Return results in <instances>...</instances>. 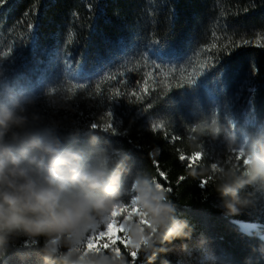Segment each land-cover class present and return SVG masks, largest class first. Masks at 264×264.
<instances>
[{
    "label": "trees",
    "instance_id": "16d2710c",
    "mask_svg": "<svg viewBox=\"0 0 264 264\" xmlns=\"http://www.w3.org/2000/svg\"><path fill=\"white\" fill-rule=\"evenodd\" d=\"M150 41L158 49L152 55L175 63L176 70L163 83L149 81L147 95L137 88V99L130 92L151 68L133 54ZM211 43L217 47L199 51ZM208 57H218L219 63L206 69L200 77L205 83L201 86L198 81V94L193 96L195 89L187 87V80L194 68L199 71V64L214 63ZM64 59L73 64L61 73L56 64ZM101 61L111 63L102 68ZM129 67L138 70L127 72ZM221 67L227 70L217 82L215 74ZM113 69L125 70L127 83L100 81L97 91L96 74ZM16 76L22 79L13 85ZM90 76L93 81L87 87L73 83ZM181 80L185 87H176ZM0 81L38 97L32 110L44 117L45 125L61 133L92 132L107 148L123 150L128 158L124 177L128 191L138 174L172 188L166 194L193 227L192 239L166 243L154 257L141 251L136 264H264L260 239L264 189H246L252 193L248 197L252 204L239 215H226L211 169L212 163L231 167V136L240 143L243 134L253 135L264 127V0H0ZM249 83L254 92L247 90ZM54 85L55 91H50ZM117 85L122 93L118 102L112 98ZM3 92L0 88V99ZM108 111L114 113V127L127 135L90 130L93 122L101 126L109 122ZM156 121L166 127L152 131L151 123ZM213 121L221 129L217 135L210 131ZM173 135L180 139L171 141ZM85 142L82 135L81 144ZM157 149L158 154L150 156ZM201 150L205 156L192 169L186 167L188 161L179 160L181 153ZM154 159L167 180L159 176ZM180 176L185 179L178 181ZM209 177L208 185L201 188L200 182ZM235 222L262 227L247 235ZM28 241L32 240H16L0 254V264H42L45 239L32 246ZM117 246L128 262L127 250L119 242Z\"/></svg>",
    "mask_w": 264,
    "mask_h": 264
},
{
    "label": "clouds",
    "instance_id": "9594fccd",
    "mask_svg": "<svg viewBox=\"0 0 264 264\" xmlns=\"http://www.w3.org/2000/svg\"><path fill=\"white\" fill-rule=\"evenodd\" d=\"M34 106L33 99L9 85L0 99V254L21 237L34 242L43 237L42 264H128L124 256L114 258L106 252H90L81 259L87 238L129 195L124 185L126 153L102 146L92 132L61 133L45 125L44 117L30 111ZM220 131L214 129L213 134ZM228 147L241 150L235 136L229 138ZM243 151V169L213 173L226 215H239L252 204L248 198L252 193L246 189H264V139L253 136ZM132 188L137 206L151 223L142 231L138 222H129L134 241L147 239L141 249L145 256L154 257L166 243L192 239L190 222L181 218L177 205L154 180L138 174Z\"/></svg>",
    "mask_w": 264,
    "mask_h": 264
},
{
    "label": "snow or ice",
    "instance_id": "6c2138e0",
    "mask_svg": "<svg viewBox=\"0 0 264 264\" xmlns=\"http://www.w3.org/2000/svg\"><path fill=\"white\" fill-rule=\"evenodd\" d=\"M91 7V6H89ZM27 15V13L25 14ZM31 25H29V30H31ZM213 37H216V33H213ZM243 44H248V40H243ZM151 45V46H149ZM149 45H146L143 50H141L138 54L134 53L133 55L135 56V59L137 61H143V64L145 66H149L151 68L150 71H145L144 72V77L145 79L143 82H141L139 79L135 81V88L130 92V96L136 97L137 99H140V95L138 91L136 90L137 88H140L142 92L147 95L149 93V81H159L160 83H163L164 81L168 80L169 76L171 75L172 72H175L176 70V64L175 63H166L163 61L157 60V58L152 55L153 50L155 49V44L152 43L151 41L149 42ZM236 46H240V43H237ZM217 45L215 43H211L209 45H204L200 48L199 51H211V49L216 48ZM227 47V45L225 46ZM230 54V53H229ZM196 55H199V52L196 53ZM207 59L214 60V63L208 64V63H202L198 65L199 71L197 72L195 68L193 69V74L191 77L187 80V87L189 89H195V91L192 92V95L195 96L198 94V88L197 84L199 81V84L201 86L204 85V81L200 80L201 76H204L206 69L215 67L217 63H219L218 57H208ZM110 61H101V67H106L108 64H110ZM73 62L70 59H64L63 62H57L56 68L57 71L63 72L65 68H71ZM169 68L171 69V72L165 74L164 69ZM138 69H133L129 67L126 71L127 72H133ZM226 67H221L218 69L217 73L215 74V78L217 79V82H219V78L223 77L224 74L226 73ZM126 71L125 70H118V69H113L110 71H103L100 73L96 74L95 77V87L97 91H99L100 88V81L104 80H119L120 83H127V77H126ZM163 77V79H161ZM22 79L20 76H16L13 80V85L16 84L18 80ZM93 81V78L87 77L83 78L80 80H74L73 83L75 84L76 87L78 88H84L89 85L90 82ZM8 81H0V88H3V91L5 87L8 85ZM56 85L53 86L50 91H55ZM168 90H171V84L167 85ZM176 87L178 88H184L185 83L183 80L177 82ZM15 89L18 93L23 94L28 96L31 99H38V97L32 95L31 93H28L25 89H19L15 86L12 87ZM250 93L254 92V87L251 86V84H248V89ZM114 92V97L117 102L119 98L122 96L120 87L117 85L114 89H112ZM184 95H187L185 93ZM251 104V101H249ZM150 108L151 105H148ZM32 111V109H30ZM114 116L113 111H108L107 112V117L109 118V122L106 123L105 125H98L97 123L93 122L89 125L90 130H97L98 128L102 129L103 132H111L112 134H119V135H127L126 132H119V130L114 127V124L112 122V118ZM117 121H119V117H116ZM231 123V121H229ZM249 123H252L251 120H249ZM166 127L165 123L163 121H156L151 123V130L156 132L161 129H164ZM214 129H220L219 127L216 126L215 121L212 122V127L210 131L213 133ZM192 131L195 132L196 128H192ZM220 133V132H219ZM85 135L87 133H84ZM255 136L256 138H261L264 139V127L259 128L258 130L255 131L253 135H247L243 134L241 142L239 143L241 150L238 152H233L230 151L232 154L228 158V164L231 165V167L235 168H241L245 167L246 165V155L243 149L247 148L248 145L251 142L252 137ZM166 139L167 133H165ZM180 139L179 136L173 135L171 137V141H176ZM106 147L105 145H102ZM112 150V149H110ZM159 150H155L153 153H150V156H155L158 154ZM115 155H119V152H115ZM205 156V152L203 150L201 151H194L190 155H185L181 153L179 155V160L181 162L183 161H188L186 167L188 169H192L193 165L196 164L198 161L202 160ZM234 161V162H233ZM242 161V165L241 162ZM154 165L157 168L158 174L160 177H163L165 180H167V174L166 172L162 171L159 169V162L156 161L155 159L153 160ZM224 166H219L217 163H212L211 164V169L213 173H215L219 169H223ZM185 179L184 176H180L178 178V181H183ZM212 177L203 179L200 182V187L205 188L209 180H211ZM158 187L160 188L161 191H165L168 193L172 192V188H164L160 183L155 182ZM132 185H130V191L128 195V199L124 201V203L120 206L117 207L115 214L109 218L108 222L101 226L99 230L93 232L86 240L85 246L83 247V254L81 256V259L84 258V256H87L90 252L92 253H102L107 250V253L114 254L115 257H120L122 256L121 254V248L117 246L118 242L120 245H122L126 250H127V255L130 257V260L128 261V264H136V261L138 259L139 254L141 253V249L146 247L147 245V239H142L140 242H136L132 239L130 235L131 231V224L129 223L130 221L138 222L139 225L141 226V230L143 231L145 228H151V223L147 219L146 214L137 206V201L135 198V192L132 188ZM239 223V222H237ZM240 227L243 232L245 233H251L254 229L257 228L256 224H240ZM117 233H122V235H117ZM260 239L264 240V235L260 237ZM29 246H32L35 244L34 241H28L27 242Z\"/></svg>",
    "mask_w": 264,
    "mask_h": 264
},
{
    "label": "water",
    "instance_id": "95a60500",
    "mask_svg": "<svg viewBox=\"0 0 264 264\" xmlns=\"http://www.w3.org/2000/svg\"><path fill=\"white\" fill-rule=\"evenodd\" d=\"M239 227H240V224H248V223H243V222H239V223H237V222H235ZM257 225V228L256 229H254L250 234L249 233H245V232H243L242 231V229H241V231L243 232V233H245V234H247V235H251L253 232H259V229L262 227L261 225H258V224H256ZM241 228V227H240Z\"/></svg>",
    "mask_w": 264,
    "mask_h": 264
},
{
    "label": "rangeland",
    "instance_id": "374dc122",
    "mask_svg": "<svg viewBox=\"0 0 264 264\" xmlns=\"http://www.w3.org/2000/svg\"><path fill=\"white\" fill-rule=\"evenodd\" d=\"M102 227H103V225H102ZM117 235H119V234L117 233ZM105 251H107V250H105Z\"/></svg>",
    "mask_w": 264,
    "mask_h": 264
}]
</instances>
